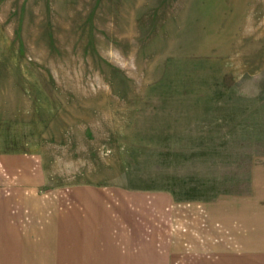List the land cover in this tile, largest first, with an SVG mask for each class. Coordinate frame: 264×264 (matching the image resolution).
I'll list each match as a JSON object with an SVG mask.
<instances>
[{"label":"rangeland","instance_id":"1","mask_svg":"<svg viewBox=\"0 0 264 264\" xmlns=\"http://www.w3.org/2000/svg\"><path fill=\"white\" fill-rule=\"evenodd\" d=\"M84 196L110 257L264 264V0H0V233Z\"/></svg>","mask_w":264,"mask_h":264},{"label":"crops","instance_id":"2","mask_svg":"<svg viewBox=\"0 0 264 264\" xmlns=\"http://www.w3.org/2000/svg\"><path fill=\"white\" fill-rule=\"evenodd\" d=\"M84 195L88 196V192ZM88 198L84 196L82 199L81 205L83 211H85V215L83 214V216L80 214V210L75 207L68 209L64 217H60L61 212H56V215L46 214V210L40 207L39 209H42L41 215L44 218H39L42 226L37 221L30 222L29 224L25 223L26 225L20 223L19 220L20 216L23 215L22 212L18 217L12 215L16 220H11V226L7 229L4 228L0 233V246H7L2 248L4 264H42L49 257L51 259L53 257L58 262L57 264H75L76 255L74 247L76 243L73 239H76L80 234L84 235L82 236L83 241H86L85 243L88 241V244L92 240V234L97 239H95L96 243L93 244V262L91 254L89 256L88 252H85L82 254V264H138L142 259V255L133 253V251H130L131 248H128L124 243L120 245L119 243L122 240L117 238L120 235L119 233L116 235V238L118 239V245L122 246L124 252L113 253V259V255L110 257L111 254L107 251V247L111 243V239L108 241V237L104 238V235L108 236V224L115 219L117 214L113 215L111 213V216L109 214L111 210L108 211L107 207L91 214V204ZM33 204L35 205V203ZM56 204V202H52L44 206H46L45 208L49 206L52 208L54 206L57 209L58 206ZM34 209L36 210V207ZM34 209L32 208L33 213L35 212ZM38 210H36L37 213L35 212L36 215L39 214ZM38 227L43 235L34 240L30 235ZM117 228H119L118 232L120 230L121 232L123 230L126 232V228L122 229L119 226ZM53 253L54 256L52 255Z\"/></svg>","mask_w":264,"mask_h":264}]
</instances>
